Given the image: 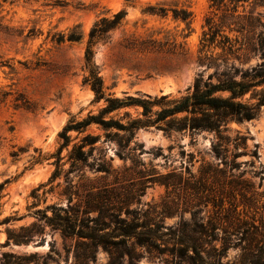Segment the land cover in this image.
I'll return each instance as SVG.
<instances>
[{"label":"rangeland","instance_id":"1","mask_svg":"<svg viewBox=\"0 0 264 264\" xmlns=\"http://www.w3.org/2000/svg\"><path fill=\"white\" fill-rule=\"evenodd\" d=\"M263 1L0 0V221L22 217L0 225V249L7 228L38 222L39 210L79 203L84 209L90 198L98 201L109 188L126 202L120 203L123 218L147 222L157 233L159 246L140 250L144 256L139 264H186L185 246L196 241L206 243L205 255L213 264H264V109L254 120L228 123L230 137L248 138L236 163L214 156L213 133H165L155 125L132 136L92 124L82 132H68L70 143L61 155L64 171L51 181L54 155L64 144L61 134L68 125L89 115L122 125L147 119L141 106L102 113L107 102L96 100L85 83V52L97 21L127 13L108 41L95 47L106 97L176 99L204 69L199 64L202 50L220 56L234 44L243 47L241 59L229 53V68L235 64L247 70L262 61L253 46L243 43L245 36L264 37ZM71 34L77 40L70 41ZM213 73L210 68L205 77ZM160 110L153 106L149 116L155 118ZM89 134L100 141L88 164L81 172L68 173L70 153ZM235 152L231 147V158ZM103 161L109 173L91 169ZM96 216L99 212L92 214ZM107 223L106 232H111L115 226ZM47 233L43 246L2 251L46 255L53 247L48 264H73L77 238L49 227ZM109 259L101 248L97 264ZM122 264H129L127 256Z\"/></svg>","mask_w":264,"mask_h":264},{"label":"trees","instance_id":"2","mask_svg":"<svg viewBox=\"0 0 264 264\" xmlns=\"http://www.w3.org/2000/svg\"><path fill=\"white\" fill-rule=\"evenodd\" d=\"M234 1L239 3L250 0ZM126 15L125 10L119 11L112 18H101L92 27L85 52L88 72L85 83L95 93L96 100L104 99L107 102L102 113H110L123 107L141 106L144 109L143 115L147 119H135L127 125H122L112 120H106L103 116L89 115L80 122L68 125L61 134L64 144L54 155L57 158L56 170L51 181L59 178L64 171L61 155L63 149L70 143L68 132L72 130L82 132L92 124L100 125L105 130L117 128L132 136L140 128L155 125H158L165 133L177 132L190 135L202 132L213 133L215 135V140L212 143L214 156L221 158L225 164L236 163V160L245 154L238 150L240 147L246 148L248 138L239 135L235 138L230 137L227 126L230 121L254 120L264 109V37L259 39H255L254 36L244 37L246 43H243V46L246 44L248 47L253 46V50L259 52L262 59L256 66L247 70L238 68L235 64H232L230 68L226 65L229 53L241 59L240 52L243 47L236 48V44H234L228 47V51L224 48V52L220 56L209 55L202 50L201 53H205V55L199 57V64L204 69L197 75L193 86L187 90V93L179 98L169 99L168 96H162L161 100L157 98L152 100L151 97L149 99L133 96H127L124 99L106 97L103 78L99 67L94 62L95 47L99 43L108 41L109 34L122 25ZM69 40L77 39L74 34H71ZM227 42H229L228 39ZM218 60H222L225 67H222ZM210 68H214V73L205 77L206 71ZM213 78H217V82H214ZM153 106H161V110L155 113V118L149 116ZM99 141L100 137L89 134L83 138L81 144L74 146L69 157L72 169L68 173H72L74 170L80 172L83 170L81 168L88 164L94 145ZM86 146H91L89 152L84 150ZM231 147L236 151L232 158L229 155ZM253 156L258 158L257 151L253 153ZM90 167L96 173L110 172L105 161L102 164L90 165ZM3 187L4 185L1 184L0 192ZM40 189L42 186L34 194ZM105 190L106 193L101 195L98 201L90 198L91 200L86 202L84 209L79 203L67 207L49 205L45 210H39L38 213L41 215L38 217V222L18 228H7V240L2 247L43 246L46 243L47 228L49 227L52 231H60L67 238H77L73 264H97V253L101 248L109 254L108 264H122V259L125 256L128 257L129 264H139L140 258L144 256L140 250L159 246L156 243L157 233L148 227L147 222H141L135 218L129 220V216L123 218L121 215L122 206H120L123 201L121 202L114 195L113 189L106 188ZM38 197L39 195L36 194L35 198ZM69 202H72L71 198ZM125 204L126 202H123V205ZM48 212H51V215ZM94 212H99V216L92 217ZM20 219L22 217H5L0 221V225H9L12 221ZM107 220L115 226L111 232H106L109 228ZM205 245L206 243H198V241L192 245L186 244V264H213L209 260V255H205ZM2 247L0 249V264H48V259L53 258L54 252L53 247L46 255H41L36 251H2ZM172 252L174 254V250ZM189 252L193 254L191 255Z\"/></svg>","mask_w":264,"mask_h":264}]
</instances>
